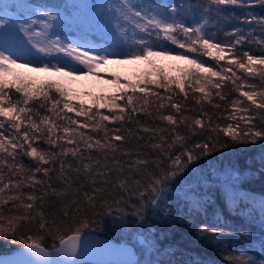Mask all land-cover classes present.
Wrapping results in <instances>:
<instances>
[{"label": "snow or ice", "instance_id": "obj_1", "mask_svg": "<svg viewBox=\"0 0 264 264\" xmlns=\"http://www.w3.org/2000/svg\"><path fill=\"white\" fill-rule=\"evenodd\" d=\"M256 6L264 0H116L92 12L105 21V46L62 35L63 14L46 6L0 4V240L21 245L24 259L15 264H83L98 217L123 227H143L151 216L167 222L169 195L197 161L264 143V40L253 38L257 30L264 35V16L234 14ZM231 20L248 31L221 27ZM155 58L193 67L171 76ZM142 63L135 81L109 78L121 91L89 106L74 103L60 82L16 71L76 80L99 78L96 69L109 64ZM183 198L201 206L195 189ZM198 232L223 236L225 228L202 223ZM259 242L264 248V236Z\"/></svg>", "mask_w": 264, "mask_h": 264}, {"label": "trees", "instance_id": "obj_2", "mask_svg": "<svg viewBox=\"0 0 264 264\" xmlns=\"http://www.w3.org/2000/svg\"><path fill=\"white\" fill-rule=\"evenodd\" d=\"M5 2L6 0H0V4ZM20 2L33 7L46 6L51 11L63 14L64 21H69L74 20V11L78 10L81 0H20ZM153 2L178 4L181 0ZM246 11L264 16V8L259 6L252 9L236 8L234 14L243 17ZM221 27L226 30L243 27L245 32L248 31L247 26L236 20L226 21ZM67 34L72 39L86 35L93 44L107 46L101 35L95 32H66L64 29L62 35ZM219 38L226 39L223 33H220ZM253 38L264 40V35L257 30L253 33ZM248 47L255 54H259L261 50L260 46L255 44ZM182 51L175 50L176 53ZM209 63L214 61L209 60ZM224 63L221 61V64ZM145 69H139L135 75L118 77L121 80L135 81ZM113 85L115 86L113 93L107 95L118 94L121 91V85ZM124 91L130 92L129 89ZM94 97L97 96H92V102L73 97V102H83L89 106L93 103ZM196 139L194 137L193 141ZM197 165L195 172L188 175V178L177 185L169 195L168 203L171 206L169 210L172 213L170 220L165 222V219L151 216L147 218L143 227L130 222L127 223V227H123L115 217H98L101 224L95 233L118 243L133 245L139 254V261L136 264H226L225 256L250 259L255 261V264H264V248L259 242L260 237L264 236V143L222 149L197 161ZM190 189L196 190L197 199L201 201L198 208H194L183 198L184 193ZM128 219L131 220V217ZM202 223H218L225 228V234L213 237L202 235L198 232V226ZM138 236L144 240L142 246L138 244ZM149 239L152 241L151 247L145 242ZM43 243L47 249H52L49 238ZM20 248L19 244L0 240V255Z\"/></svg>", "mask_w": 264, "mask_h": 264}, {"label": "rangeland", "instance_id": "obj_3", "mask_svg": "<svg viewBox=\"0 0 264 264\" xmlns=\"http://www.w3.org/2000/svg\"><path fill=\"white\" fill-rule=\"evenodd\" d=\"M114 2H116V0H81L79 8L77 6L78 10L74 11V20L63 22L62 28L59 29L61 34L64 29H66V32L79 31L84 33L95 32L98 33V35L105 34L107 29L104 19L99 16H93L92 12L93 10H98L102 4L107 6L109 3ZM105 10L107 11V9ZM67 37L72 39L68 34ZM155 63L161 67H164L171 76H179L181 69L193 67L192 65H188L185 61L174 59L155 58ZM145 68H147V65L143 63L139 65L109 64L96 69V71L99 73V78L88 76L86 78H80L76 80L65 76H49L43 73H31L24 69H16V71L27 76L35 77L37 81L51 80L60 82L72 92L75 99L83 100L85 102H92V96L113 93L115 86L111 83H108L109 78H113V76L118 75H135L139 69ZM9 79L11 78L9 77ZM85 93H89L90 95H85Z\"/></svg>", "mask_w": 264, "mask_h": 264}, {"label": "water", "instance_id": "obj_4", "mask_svg": "<svg viewBox=\"0 0 264 264\" xmlns=\"http://www.w3.org/2000/svg\"><path fill=\"white\" fill-rule=\"evenodd\" d=\"M95 238L88 242V250L82 254L80 259L83 264H122L123 261L137 262L139 255L134 247L127 243H117L109 238L94 233ZM140 245L144 241L138 237ZM22 248L8 254L0 255V264H15L16 261L24 259L21 252ZM54 252V249H48ZM55 259V258H54Z\"/></svg>", "mask_w": 264, "mask_h": 264}]
</instances>
